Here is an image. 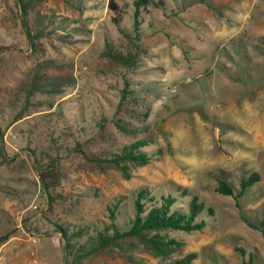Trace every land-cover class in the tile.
<instances>
[{
    "label": "rangeland",
    "instance_id": "1",
    "mask_svg": "<svg viewBox=\"0 0 264 264\" xmlns=\"http://www.w3.org/2000/svg\"><path fill=\"white\" fill-rule=\"evenodd\" d=\"M114 1L122 32L107 0H41L26 16L31 45L16 1L0 0V264H173L187 254L191 264H264L262 232L242 220L264 233V0H150L136 26L133 0ZM35 73L61 91L26 98ZM139 140L151 160L127 175L89 162ZM51 163L60 184L45 192L38 174ZM252 173L241 197L216 191ZM142 186L186 190L181 211L196 197L202 230L160 232L181 243L167 257L127 242L76 259L94 230L111 232L117 201L115 223L126 227ZM59 227L82 230L73 248Z\"/></svg>",
    "mask_w": 264,
    "mask_h": 264
},
{
    "label": "trees",
    "instance_id": "2",
    "mask_svg": "<svg viewBox=\"0 0 264 264\" xmlns=\"http://www.w3.org/2000/svg\"><path fill=\"white\" fill-rule=\"evenodd\" d=\"M22 16V26L24 28L28 42L33 45L31 34L26 23V16L32 7L38 4L41 0H15ZM150 0H133L134 11V24L139 23L137 18L139 17V9L146 5ZM105 16L118 28L120 32L122 29L119 26L121 15L119 9L114 0H107L105 7ZM137 28H135L136 30ZM106 57L110 60L124 65L135 64V56L133 54H121L119 52H112L109 49L106 50ZM126 84V83H125ZM127 85V84H126ZM124 86V90L120 96V102H124L127 99L128 92L127 86ZM26 98L32 95L39 94H55L60 90V87L47 83H42V78L38 73L30 76L28 82L24 87ZM119 129L126 130L122 126H117ZM147 145L146 140L135 141L128 146L122 148L118 154L112 153L110 158H92L90 163L96 166L105 165L108 168H114L119 170L122 174L127 175L128 164L145 165L150 162V156L141 151L143 147ZM104 171L103 167L99 168ZM43 191L48 192L50 189L57 187L60 184V172L56 167V164H50L39 171L38 174ZM258 181V174L252 173L246 178H242L239 181L238 187L235 189L223 180H218L216 191L224 196H230L235 199L241 197L245 191L250 188L254 183ZM186 190H181L180 194L176 192H167V194L152 193L146 187H140L134 193L132 200L133 217L129 220L126 227H118L115 223V216L118 210L120 201L115 202L108 208L110 218V228L102 227L99 230H94L92 235H88L87 239L82 244H78V253L75 258H83L90 255H98L106 253L110 248L117 247L123 248L126 244H136L144 251L150 253L155 257H167L177 248L181 246V243L173 238H168L166 235H161L160 232L173 230L194 232L201 231L205 225L204 219L197 220V217L205 210L203 203L199 202L196 197H191L187 203L186 210H179L175 205L178 203V199L186 195ZM210 211V210H209ZM246 225L254 230H259L260 226L249 223L242 218ZM61 231L63 239H65L67 248H73L70 246L72 235L81 236L82 230L78 228L76 231L66 234L63 228H57ZM63 231V232H62ZM8 239V233L0 236V243L5 242ZM128 242V243H127ZM194 254H187L183 258L174 261L173 264H191Z\"/></svg>",
    "mask_w": 264,
    "mask_h": 264
},
{
    "label": "built area",
    "instance_id": "3",
    "mask_svg": "<svg viewBox=\"0 0 264 264\" xmlns=\"http://www.w3.org/2000/svg\"><path fill=\"white\" fill-rule=\"evenodd\" d=\"M10 137H11V139H14L15 138V136L13 134H10Z\"/></svg>",
    "mask_w": 264,
    "mask_h": 264
}]
</instances>
